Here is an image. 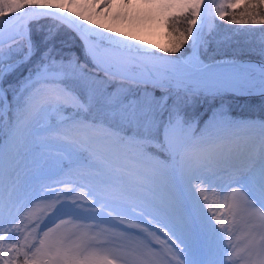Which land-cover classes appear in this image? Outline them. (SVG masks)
I'll return each instance as SVG.
<instances>
[{"label":"snow or ice","instance_id":"obj_1","mask_svg":"<svg viewBox=\"0 0 264 264\" xmlns=\"http://www.w3.org/2000/svg\"><path fill=\"white\" fill-rule=\"evenodd\" d=\"M139 3L177 10L171 48L79 10L113 0H0V264H264V120L223 107L228 93L264 95V61L201 58L217 18L264 26V0ZM61 30L81 55L57 50ZM224 214L247 223L242 250Z\"/></svg>","mask_w":264,"mask_h":264},{"label":"rangeland","instance_id":"obj_2","mask_svg":"<svg viewBox=\"0 0 264 264\" xmlns=\"http://www.w3.org/2000/svg\"><path fill=\"white\" fill-rule=\"evenodd\" d=\"M82 4H87L89 0H79ZM83 11L86 15H92V17L97 21V25L104 24L105 29L111 28L114 30L113 34L125 33L127 37H136L140 42H146L148 46H154L152 48L153 51H159L160 49L168 48L167 45L171 38L173 39L175 36L173 33L171 34V30L168 27V17L172 15L178 14L176 9H163L159 7H147L141 6L139 0H132V6H122V0H113V5L110 9H106L104 13H100L98 9H94L91 7H84L79 9ZM220 20L217 18V24H219ZM264 26L261 25H239V24H227L220 25L215 29V31L211 34L213 36L214 41L212 43H208L206 48L202 50V59H204L205 63H213L216 61L223 60H240L245 62H250L253 64H257V62L264 61V56H262L261 48L264 46V32L259 31L260 28ZM255 29L254 31H242ZM215 34V35H213ZM212 44V45H211ZM188 45L184 48L183 52L186 51ZM229 48V49H228ZM225 54H227L225 56ZM230 54V55H228ZM81 55V53H80ZM160 55H164L163 52H160ZM175 55H180V53H176ZM221 56V57H218ZM225 56V57H224ZM223 57V58H222ZM26 73L20 74L18 71L11 79L19 80ZM21 76V77H19ZM251 96H259L263 97L258 91L254 92H236V93H228L223 97V107L224 110L227 111L230 117L237 116L241 111L235 110V103H233L232 99L237 97H251ZM215 104H219V99L214 102ZM210 105L205 103L202 105L198 111H200V115H203L208 111ZM238 108V105H237ZM264 113V111L262 112ZM239 116V115H238ZM238 121H261L264 119H246ZM66 158V154H65ZM56 179L68 180L64 176L56 177ZM78 177L73 178L71 180H77ZM86 189L81 190L82 194L86 193ZM224 203V201L222 202ZM37 206H33L35 208V216L32 223H36L43 216V202L37 201ZM224 206V205H223ZM224 221L228 222L231 229V239L232 242L236 245L237 250H242L247 241V233H248V225L245 221L241 220L239 217H232L229 214H224ZM31 228V225H29ZM240 255L243 256L244 252L240 251ZM214 258V257H210ZM239 259V257H237ZM240 264H245L244 261H240Z\"/></svg>","mask_w":264,"mask_h":264},{"label":"trees","instance_id":"obj_3","mask_svg":"<svg viewBox=\"0 0 264 264\" xmlns=\"http://www.w3.org/2000/svg\"><path fill=\"white\" fill-rule=\"evenodd\" d=\"M227 24H228L227 20H223V21H220L218 25L220 28V25L224 26ZM181 27H182V25H181ZM171 34H172V32H171ZM41 35H42V33H41ZM213 35H215V34H213ZM174 40H175V37L173 39L171 38V41L167 44V45H169L168 48L172 47ZM209 40L211 41V42L210 41L209 42L212 43V40L214 41L213 36H210ZM54 43L57 47V50L71 48L76 52L77 55H80L79 44L77 41L73 40V34L71 32H68L66 30H61L57 34V36L54 40ZM186 46H187V44L184 46V48ZM184 48L181 49V52H183ZM226 55L227 54H225V56ZM228 55H230V54H228ZM218 57H221V56H218ZM18 71H20V74H21V72L26 73V72H28V67L22 66ZM19 77H21V76H19ZM232 101L236 105V108L232 111H235L237 109H238V111H241L239 114H237V116L232 117L233 119H239V120L254 119V118L264 119V113H262L264 111V98L263 97H259V96L237 97L235 99H232ZM237 105H238V108H237ZM208 111H209V109H208ZM203 115H201V116H203Z\"/></svg>","mask_w":264,"mask_h":264},{"label":"bare ground","instance_id":"obj_4","mask_svg":"<svg viewBox=\"0 0 264 264\" xmlns=\"http://www.w3.org/2000/svg\"><path fill=\"white\" fill-rule=\"evenodd\" d=\"M248 63H250V62H248ZM246 164H247V162L243 161V160L234 162L235 166H233V163L225 164L222 167H223V169H226L227 171H223L221 174L225 179H227L228 173L238 174L246 166ZM64 177L68 178V179H73V178H76V175H75V172H73V174L71 176L65 175ZM205 194L209 196L210 201H216L217 202L214 205V210L217 207H223V205H224V203H222L223 202V199H222L223 194L219 192V189L207 191ZM223 217H225V215H222V217H221L222 220H224ZM226 226L230 228V225L228 224L227 221H226Z\"/></svg>","mask_w":264,"mask_h":264},{"label":"water","instance_id":"obj_5","mask_svg":"<svg viewBox=\"0 0 264 264\" xmlns=\"http://www.w3.org/2000/svg\"><path fill=\"white\" fill-rule=\"evenodd\" d=\"M238 62H244V63H247V62H245V61H240V60H237ZM214 63V62H213ZM260 62H257V64H259Z\"/></svg>","mask_w":264,"mask_h":264}]
</instances>
